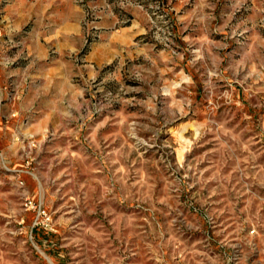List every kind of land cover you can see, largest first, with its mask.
I'll use <instances>...</instances> for the list:
<instances>
[{"label":"rangeland","instance_id":"rangeland-1","mask_svg":"<svg viewBox=\"0 0 264 264\" xmlns=\"http://www.w3.org/2000/svg\"><path fill=\"white\" fill-rule=\"evenodd\" d=\"M0 264H264V0H0Z\"/></svg>","mask_w":264,"mask_h":264}]
</instances>
